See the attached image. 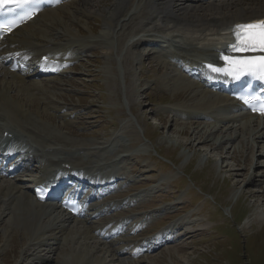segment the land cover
<instances>
[{
    "label": "bare ground",
    "instance_id": "bare-ground-1",
    "mask_svg": "<svg viewBox=\"0 0 264 264\" xmlns=\"http://www.w3.org/2000/svg\"><path fill=\"white\" fill-rule=\"evenodd\" d=\"M101 2L71 0L55 9L45 10L2 43L3 52L19 58L27 57L28 68L30 67L29 71L21 74L0 68V137L6 132L16 138L21 136L36 148L34 156L29 157L37 167L30 171L31 176L7 182L0 180V224H6L0 230V237L8 236L15 224H22L23 228L18 235L29 241L20 251V257L25 262L36 263L39 260L42 264L45 252L49 253L50 258L51 254H57L53 258L58 260L59 249L64 246L70 248L66 252V259L70 257L72 264H142L148 258L135 260L137 245H133L135 242L130 236L155 219L154 213L137 221H127L124 217L113 221L107 218L106 225L93 220L99 218L101 212L108 213L120 207L125 209L126 204L137 202L138 196H143L142 193L123 202L101 203L100 206L93 207L90 214L89 209L84 220L69 215L57 203H39L32 193V187L40 183L64 177H78L80 172L85 171L84 178L87 182L93 183L96 180L100 183L88 200L92 205L98 197L104 196L112 188L122 186L126 179H136L122 166L123 157L130 151L128 147L115 148L116 141H109L103 152L116 149L115 153L103 156L98 148L91 147L92 144L68 137L63 126L53 121V114H60L65 107L58 99L60 94L52 91L54 86L44 85L42 81L51 82L60 71L68 73V65L63 64L75 61L80 53H88L92 48L101 47L106 50V62L110 65L108 70H111V62L115 63L113 56L116 52L117 59L121 60L122 66L119 64L118 69L122 77L126 72L130 74L129 69L134 66L135 61H141L145 56H154L165 65V68L162 66L166 70L165 75L168 71L171 72L164 77L168 88L174 92L182 90L191 96L190 103H179L169 109L173 122L189 118L196 122L212 123L208 124L211 126L208 129L203 128L204 131L190 129L196 138L195 147L197 143L210 140L216 144H231L243 141L245 137L248 138L245 141L254 146L257 141L253 139L258 138L253 135L254 132L261 126V131H264V123L241 111L240 105L229 93L218 87L225 77L209 68V65L217 69L223 67L221 58L229 54V46L234 39L237 25L264 18V0H108L103 9ZM90 17L96 18L102 25L97 33L90 26ZM74 23L87 30L90 36L82 34L80 27ZM142 47L145 52L140 51ZM44 56L57 63L52 66H49L50 63L41 64ZM174 73L180 74L181 78L178 75L173 76ZM37 74L46 76L39 83L49 90L46 91L37 84L40 80L35 79ZM33 81V87L40 93L32 90ZM131 86L133 95L136 92ZM32 94L34 96H29ZM38 94L41 95L40 100ZM52 94H55L54 98ZM62 116L69 120L66 114ZM62 124L65 125L66 122L63 121ZM178 127L175 124V128ZM179 133L190 134L186 129ZM217 134L219 135L216 136ZM259 139H264V132H259ZM146 148L141 146L138 151ZM118 149L122 150L116 153ZM251 149L254 150L255 147ZM81 150L84 155L77 154ZM5 151L6 149H1L0 155ZM257 170L259 166L251 174V180L257 179L263 173ZM132 206L134 204L130 207ZM18 212L19 216H24L18 218ZM258 216L264 217V214L258 213ZM124 223L130 229L125 230ZM178 223L179 221L174 223V226ZM102 231L100 241L95 233ZM119 231L121 235L118 234ZM116 234L119 235L118 238ZM166 237L171 238L173 235L167 233ZM124 238L127 240L124 241ZM146 241L148 245H143L150 247L147 251H153L162 244L158 238H149ZM96 242L106 247H121L115 254L108 250L110 256H105L106 249H102ZM48 248L50 250L46 251ZM170 250L172 249L167 248L164 251L170 254L169 264H186L190 260L182 252L180 254ZM32 252H36L34 258ZM82 255L85 257L80 258ZM50 258L44 259L51 262Z\"/></svg>",
    "mask_w": 264,
    "mask_h": 264
},
{
    "label": "rangeland",
    "instance_id": "rangeland-1",
    "mask_svg": "<svg viewBox=\"0 0 264 264\" xmlns=\"http://www.w3.org/2000/svg\"><path fill=\"white\" fill-rule=\"evenodd\" d=\"M101 1V8L106 7L108 0ZM88 21L97 33L102 26L98 23L100 21L94 17ZM74 25L80 27L82 34L90 36L78 23ZM144 50V47L140 48V51ZM106 56V50L101 47L92 48L91 52L80 53L67 74L57 76L49 83L42 81L44 85L54 86L52 91L60 94L58 99L65 110L58 115L53 114V121L63 126L68 137L92 144L91 147L98 148L103 156L115 153L116 149L103 152L107 142L113 140L119 141L118 144L115 142V148L124 146L130 150L123 157L122 166L136 179H126L120 189L107 193L97 204L123 202L140 193L143 196H138L137 202L126 204L125 209L120 207L102 215L103 219L98 222L106 225L105 219L122 217L128 221H137L154 213L155 219L136 233L138 235L133 242L149 238L152 240L159 235L166 237L167 233L173 237L165 240L172 242L154 253L141 255L148 257L142 264H169L170 254L164 252L167 248L188 256L190 262L186 264H264V217L258 216V213L264 214V139H259V132H264L261 131L263 126L253 134L258 136L252 138L257 141L254 146L245 141L248 139L245 137L236 143L216 144L210 140L197 143L195 147L196 138L190 129H208L211 127L208 124L212 123L196 122L189 118L173 122L169 109L179 103L189 102L191 96L182 90L174 92L168 88L164 77L171 72L165 75L166 70L162 69L165 65L154 56H145L141 61H135L129 69V75L126 72L122 77L118 69L121 60L117 59L116 52L111 70H108L110 65L106 62ZM172 75L181 78L180 74ZM41 80L37 84L49 90L39 83ZM34 83L31 85L32 90L40 93L33 87ZM130 86L136 92L133 95ZM38 96L40 100L41 95ZM64 114L69 120L62 118ZM175 124L179 127L175 128ZM184 129L190 134L179 133ZM141 146L147 148L139 152ZM121 150L118 149L116 153ZM83 153V150L77 152ZM257 166V171L263 173L251 180V174ZM132 204L134 206L130 207ZM23 216L18 215V218ZM3 226L6 224L1 223L0 230ZM22 228V224H15L8 236L0 237V264L31 263L20 257L22 247L29 243L18 235ZM97 244L106 249L105 256H110L108 250L115 254L121 247ZM67 248L64 246L59 249L58 260L53 258L57 254L50 253V258L49 253L45 252L42 264H72L70 257L66 259V252L70 250ZM35 253H31L33 258ZM47 257L51 262L44 259ZM31 264L41 262L36 260V263Z\"/></svg>",
    "mask_w": 264,
    "mask_h": 264
},
{
    "label": "snow or ice",
    "instance_id": "snow-or-ice-1",
    "mask_svg": "<svg viewBox=\"0 0 264 264\" xmlns=\"http://www.w3.org/2000/svg\"><path fill=\"white\" fill-rule=\"evenodd\" d=\"M40 0H0V15L4 14V9L12 6L14 9L22 10L19 22L27 17L30 18L32 12L38 9ZM236 43L231 46L234 52H256L264 53V21L256 24L237 25L234 31ZM227 68L217 69L211 65L209 68L213 72L223 71L226 75L239 77L244 73L255 75L257 72L261 79H264V56L251 58H230L224 57ZM255 110V109H254ZM264 114V107L261 108Z\"/></svg>",
    "mask_w": 264,
    "mask_h": 264
}]
</instances>
